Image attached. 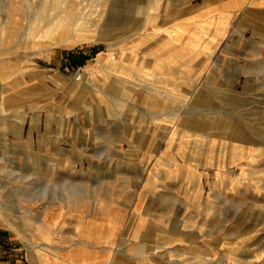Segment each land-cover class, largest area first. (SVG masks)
Instances as JSON below:
<instances>
[{
  "label": "rangeland",
  "instance_id": "374dc122",
  "mask_svg": "<svg viewBox=\"0 0 264 264\" xmlns=\"http://www.w3.org/2000/svg\"><path fill=\"white\" fill-rule=\"evenodd\" d=\"M0 264H264V0H0Z\"/></svg>",
  "mask_w": 264,
  "mask_h": 264
},
{
  "label": "trees",
  "instance_id": "16d2710c",
  "mask_svg": "<svg viewBox=\"0 0 264 264\" xmlns=\"http://www.w3.org/2000/svg\"><path fill=\"white\" fill-rule=\"evenodd\" d=\"M95 52H96V50L94 49L92 53H95ZM63 55L65 57V60L71 59V62L73 61V63H71V64L65 63L66 67L70 66L69 68H72V69L80 67L86 61V57L83 56L82 53H76L75 51L64 52Z\"/></svg>",
  "mask_w": 264,
  "mask_h": 264
},
{
  "label": "bare ground",
  "instance_id": "6f19581e",
  "mask_svg": "<svg viewBox=\"0 0 264 264\" xmlns=\"http://www.w3.org/2000/svg\"><path fill=\"white\" fill-rule=\"evenodd\" d=\"M84 31L82 30V34H85V32L83 33Z\"/></svg>",
  "mask_w": 264,
  "mask_h": 264
}]
</instances>
